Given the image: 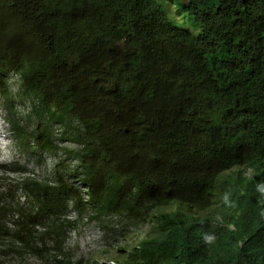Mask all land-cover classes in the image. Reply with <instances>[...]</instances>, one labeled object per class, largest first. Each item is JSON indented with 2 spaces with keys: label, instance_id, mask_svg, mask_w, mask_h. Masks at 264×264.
<instances>
[{
  "label": "trees",
  "instance_id": "16d2710c",
  "mask_svg": "<svg viewBox=\"0 0 264 264\" xmlns=\"http://www.w3.org/2000/svg\"><path fill=\"white\" fill-rule=\"evenodd\" d=\"M168 1L197 35L156 0H0L7 132L55 158L0 163V264H70L71 213L150 206L120 264H264V0Z\"/></svg>",
  "mask_w": 264,
  "mask_h": 264
},
{
  "label": "rangeland",
  "instance_id": "374dc122",
  "mask_svg": "<svg viewBox=\"0 0 264 264\" xmlns=\"http://www.w3.org/2000/svg\"><path fill=\"white\" fill-rule=\"evenodd\" d=\"M156 1L163 6L168 19L176 27L185 31H192L193 34L197 35V31L191 27L187 20L185 12L181 11L179 14L176 7L171 5L168 0ZM8 84L13 92L19 91V82L11 74L8 75ZM15 102L17 103V111L25 114L27 110L24 109V104L18 100H15ZM5 117L6 112L0 99V163L6 165L18 163L25 166L36 177H49V167L55 159L54 156L43 155L42 170L37 169V160L15 146L12 137L7 132L8 127ZM61 146L67 150L77 148L75 144L69 141L63 142ZM67 165L70 168H76L77 162L69 160ZM45 167L47 171H45ZM236 170H230L225 175L233 177ZM242 170L245 171L243 177L253 176V171L250 168ZM84 190L83 192H85ZM21 202H24V200L21 199ZM214 207L216 206L212 205L207 213H213ZM154 211L155 209L152 206L148 207L143 217L134 222H130L119 215L106 216L103 218L102 226L95 220L90 221L86 216L82 220H78V215L71 213L69 220L76 222L70 228L66 241L67 252L71 256L70 264H76L77 262H80L79 264H120L121 259L137 248L140 242L151 233V218ZM21 264H44V262L29 258L22 261Z\"/></svg>",
  "mask_w": 264,
  "mask_h": 264
}]
</instances>
